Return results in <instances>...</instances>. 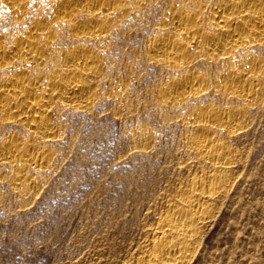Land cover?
I'll list each match as a JSON object with an SVG mask.
<instances>
[{
  "label": "rangeland",
  "instance_id": "374dc122",
  "mask_svg": "<svg viewBox=\"0 0 264 264\" xmlns=\"http://www.w3.org/2000/svg\"><path fill=\"white\" fill-rule=\"evenodd\" d=\"M44 1L32 0L34 9L30 5L22 20L0 10V39L10 44L25 33L31 20L53 17L51 3ZM136 1L137 8L129 14L111 19L109 39L75 41L61 31L52 48L59 60L30 68L38 87L45 88L49 73L72 70L63 65L64 52L88 45V51L99 53L98 76L84 79L94 85L93 103L54 105L55 112L49 113L50 135L34 134L26 121L0 118V152L3 142L15 139L36 151L48 150L50 156L34 167L32 163L11 166L0 154V264L146 262L157 240L172 237L162 218L172 213L173 204L191 197L189 188L195 181L216 183L220 179L214 178L219 177L223 184L215 196L198 195L209 213L198 225L184 264H264V74L256 79L262 82L259 97L247 103L217 91L215 79L224 76L227 68L206 59L203 49L188 50L194 62L186 64L183 72L155 57L157 61L148 50L152 38L161 32L178 37L170 27H161L172 0H147L141 8ZM185 1L191 11L202 6L206 17L218 0ZM236 52L241 57L247 53ZM251 52L264 58L261 46ZM14 66L18 67L0 68V87L17 69ZM185 73L204 75L213 88L203 94L192 92L185 102L163 101L165 85ZM211 107L246 109L239 129H211L228 165H214L188 144V138L198 133L190 117Z\"/></svg>",
  "mask_w": 264,
  "mask_h": 264
},
{
  "label": "bare ground",
  "instance_id": "6f19581e",
  "mask_svg": "<svg viewBox=\"0 0 264 264\" xmlns=\"http://www.w3.org/2000/svg\"><path fill=\"white\" fill-rule=\"evenodd\" d=\"M48 1L52 5L53 17L50 19H47L48 17L44 18L45 16H43V18H34L35 20H31L33 22L29 27L27 26L28 28H26L27 30H25V33L19 36L17 35L12 42L10 40V44H5L3 40L0 39V68L2 69L15 64L18 66H14L17 69L15 68L16 70L14 72L12 70L13 73L11 75H6L8 77L1 83L0 118H12L11 120L16 119L19 120V122L26 121L28 125L27 128L33 131V133L41 132L44 134H48L51 128L49 127V120H51L49 113L54 109V105L88 107V105L93 103L95 96L92 87L94 85L91 87V85H89L90 83L87 84L84 79L98 76L100 71L98 67L99 53L95 54L96 52L92 53L90 52L91 50L88 51L86 49L88 45L77 49L78 46L76 43L75 45L77 47L75 50L67 49L69 51L66 53L64 52L65 55L61 57L63 58L62 62H65L63 65L66 64L67 67H71L70 70H72L65 72V68L62 65L64 72L61 73V70L59 74H54L57 72H53L52 69L53 73L46 74L49 82L48 86L46 84L45 88L41 87V89L38 87V79L31 76L30 68L46 65L57 59L59 60V58L54 55L55 53H53L52 48L55 47L54 43L56 42V37L61 31L66 30L68 33L67 35H69L68 37L75 41L78 39H82L83 41V39L86 38H90L89 40L93 38H104L107 40L109 39L108 33L111 28H113L112 25L114 24V21L111 19L116 16L127 15L132 8H137L135 4L136 0L134 3L132 2L133 4H130L128 0ZM139 1L138 5L141 8V5L146 4L145 2L147 0ZM32 3V0H0V10H5L7 11L5 13L9 12L8 14L11 13V17L13 14L16 18L21 19L27 12V9H31L28 7ZM186 3L187 2H183V0H172L169 10L167 9L168 11L166 10L167 12L164 14V24L161 23V27H163V25H165V27H170L174 33L178 34V37L170 36L168 33H158L159 36L154 37V39L152 38L148 45V50L151 53L150 55L154 56V58H158L161 62L163 61L165 65L172 66L171 68H177L182 71L186 64H191L193 61L192 58L194 56L190 55L188 50L191 49V53H193L192 49H194V51L196 49H203L206 56L203 55L205 58L207 57L206 59L214 60L215 63L219 61L220 64L222 63L223 66L225 65L227 68L226 74L224 75L222 73L224 76L215 79L213 85L217 91H222V93L232 96V98L238 97L242 102L250 103L255 101V99L259 97L258 95L260 92V86L258 87V85L262 83L260 82L259 84L256 79L258 75L264 74V58L256 56L251 51L260 46L264 48V0H218L217 4H215V8L206 17L202 11V6L198 4L199 8L197 7L198 9L191 11L187 9ZM43 4L40 5L43 6ZM47 5L46 3V8ZM81 13L86 14V16L88 15V18L83 19ZM103 16L107 17L104 18ZM165 27H163V29ZM174 33H172V35ZM67 35L65 37H67ZM98 42H100V40ZM237 50H244V52L247 53L245 54L243 52L244 56L241 57L239 53L237 54ZM240 54H242V52ZM199 56L197 57L199 58ZM205 63H207V61ZM11 68L13 67L11 66ZM209 87L210 83L204 75L185 73L182 74L179 79L170 80V82L165 85L161 93V98L166 103L182 102L187 100V97L192 92L203 94L202 92L208 91ZM191 95H193V93ZM219 108L211 107L208 109L206 108L207 110H199L195 112L192 116L193 118L190 117L192 119L191 122L196 126V133H198H193L194 135L191 134L192 136L190 137L188 136V144L192 147L196 155L198 154L208 160L210 159L212 162L215 161L213 163L217 164L214 165L223 166L225 164L228 165L229 161H226L227 155L223 150L224 148L222 147V150H220L217 146L219 142L216 144L214 139H212L211 129H239L240 119L245 116L246 109L231 107L230 109H226L227 111H223ZM226 131H229V129ZM44 139L42 140L44 141ZM24 143L26 142L24 141ZM3 144L4 148L2 152H0L2 157H0L6 162H10V164L13 163L20 166V164L24 163H35L40 165L44 164L48 160V157H50L46 152L48 150L40 151L42 150L40 149L36 151L35 146L22 144L15 139L7 140L3 142ZM39 147L40 146H38V148ZM13 164H11V166ZM16 167L18 166L16 165ZM16 169L14 170L17 171ZM18 176L21 177L20 174ZM212 177L213 176H211V179ZM221 178H214L220 179L216 183H212L213 180L211 182L209 181L210 183H205L203 180L195 181L191 188H189L191 197L187 199L186 197L184 199H178L180 202L173 204L170 208L172 213L162 218V226L172 234V237L170 236L171 239L168 237L160 239V237V240L154 241V247L152 251H150L151 253H148L150 254L149 260L141 262L140 264H184L186 262L191 255V248L193 246L191 247L190 242L195 241L193 239L198 232V225L208 217L207 204L198 201V195L215 196L222 188L223 183Z\"/></svg>",
  "mask_w": 264,
  "mask_h": 264
}]
</instances>
